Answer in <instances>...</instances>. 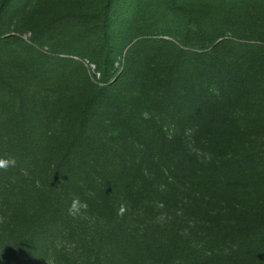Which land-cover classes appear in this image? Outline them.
I'll return each mask as SVG.
<instances>
[{
	"label": "trees",
	"instance_id": "16d2710c",
	"mask_svg": "<svg viewBox=\"0 0 264 264\" xmlns=\"http://www.w3.org/2000/svg\"><path fill=\"white\" fill-rule=\"evenodd\" d=\"M164 3L123 63L101 32L80 100L51 54L22 60L26 44L0 34V158L16 160L0 169V264H264V0H229L217 43L203 22L218 10Z\"/></svg>",
	"mask_w": 264,
	"mask_h": 264
},
{
	"label": "rangeland",
	"instance_id": "374dc122",
	"mask_svg": "<svg viewBox=\"0 0 264 264\" xmlns=\"http://www.w3.org/2000/svg\"><path fill=\"white\" fill-rule=\"evenodd\" d=\"M3 0H0V3ZM178 10H189L206 14L215 12V23L204 21V33L212 40L223 33L224 12L231 10L229 0H172ZM164 10H169L164 0H10L0 13L1 37H13L22 40L26 47L22 50L23 59L34 61L40 58L37 52H48L52 58L50 63L55 69H64L72 78L74 87L71 96L82 99L88 96L91 85L99 81V65L104 60L101 49V32L105 31L114 56L121 63L125 60L126 51L144 34L149 33L150 26L163 20ZM160 18V20H158ZM168 22L163 24L167 25ZM214 43L231 38L224 33ZM133 38V39H132ZM169 42L173 40L163 37ZM264 38V37H262ZM238 43L251 45L252 42L234 38ZM196 44L195 41H192ZM138 47L137 51H142ZM164 52L163 50L161 51ZM231 53V51H229ZM249 59L258 58L262 52H248ZM118 67V66H117ZM140 67V66H139ZM118 70L108 80L112 82L120 73ZM108 82V83H109ZM57 85L49 86L55 92ZM181 99L176 102V111L182 120L196 124L190 114L191 108L197 103L193 98L179 91ZM174 108V107H173ZM151 119V112H146L139 121ZM171 128V129H170ZM168 134H172L170 126ZM55 245L62 246L58 240ZM47 264H55L53 257L46 260Z\"/></svg>",
	"mask_w": 264,
	"mask_h": 264
},
{
	"label": "clouds",
	"instance_id": "9594fccd",
	"mask_svg": "<svg viewBox=\"0 0 264 264\" xmlns=\"http://www.w3.org/2000/svg\"><path fill=\"white\" fill-rule=\"evenodd\" d=\"M16 160L14 157L0 158V169L7 171L9 167H14ZM88 204L86 201H81L79 197H74L67 209V213L73 219L83 218L84 213L87 211ZM125 211L123 205L120 206L119 213L122 214Z\"/></svg>",
	"mask_w": 264,
	"mask_h": 264
}]
</instances>
